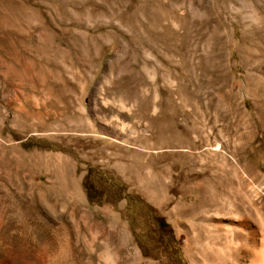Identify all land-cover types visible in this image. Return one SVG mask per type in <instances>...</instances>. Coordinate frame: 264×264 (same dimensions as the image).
Instances as JSON below:
<instances>
[{"label": "rangeland", "instance_id": "rangeland-1", "mask_svg": "<svg viewBox=\"0 0 264 264\" xmlns=\"http://www.w3.org/2000/svg\"><path fill=\"white\" fill-rule=\"evenodd\" d=\"M0 149L32 264H255L264 0H0Z\"/></svg>", "mask_w": 264, "mask_h": 264}, {"label": "bare ground", "instance_id": "bare-ground-1", "mask_svg": "<svg viewBox=\"0 0 264 264\" xmlns=\"http://www.w3.org/2000/svg\"><path fill=\"white\" fill-rule=\"evenodd\" d=\"M4 153H5L4 150L2 151L0 149V178L7 179L9 176H12V175H14L16 177V174L11 171L12 166L10 168L8 165V162L5 160ZM4 196L5 195L2 192V188H0V227H1V222H2V220H1L2 211H4L3 210V208H4L3 204L4 203L2 201L4 199ZM239 225L245 227V226H248L249 224L247 223V221H242L239 223ZM252 234H253L252 235L253 242H255L257 240L260 244L258 245L257 251L251 252V253L245 252V255L247 258H249L252 261V263L264 264V243L262 241L263 237L261 235H259V232H257V231H254ZM6 245H8L9 248H5ZM19 245L21 247V250H20V248L17 247ZM36 245H38V246L35 250H28L26 248L24 249L22 247H25V243L18 244V241L14 242L13 240L8 239L7 237H1V235H0V264H24V263H22L24 261V259L28 260L27 261L28 264H32L30 256L33 252L43 254L44 259L47 261L48 260V254L46 251H48V250L46 249V251H45L46 247L44 248V244H42V242H38ZM46 263H48V261Z\"/></svg>", "mask_w": 264, "mask_h": 264}]
</instances>
